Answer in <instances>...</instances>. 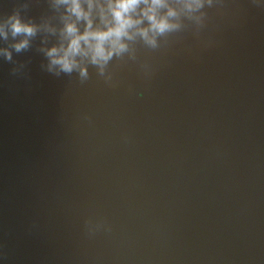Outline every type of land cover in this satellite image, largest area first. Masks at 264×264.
I'll list each match as a JSON object with an SVG mask.
<instances>
[{
	"label": "water",
	"instance_id": "95a60500",
	"mask_svg": "<svg viewBox=\"0 0 264 264\" xmlns=\"http://www.w3.org/2000/svg\"><path fill=\"white\" fill-rule=\"evenodd\" d=\"M168 2L84 78L48 68L65 5L0 0L40 25L0 51V264H264V0Z\"/></svg>",
	"mask_w": 264,
	"mask_h": 264
},
{
	"label": "clouds",
	"instance_id": "9594fccd",
	"mask_svg": "<svg viewBox=\"0 0 264 264\" xmlns=\"http://www.w3.org/2000/svg\"><path fill=\"white\" fill-rule=\"evenodd\" d=\"M57 3L65 5L66 13L61 17L59 44L44 49L49 71L58 67L59 72L71 74L79 69L80 76L86 78L88 71L81 59L87 58L92 65L103 68L114 55L126 51V40L139 35L154 44L156 34L177 27L173 19L177 12L168 0H57ZM186 6L190 10L201 7L202 0H191ZM27 7L26 3L21 4L0 17V37L8 40L10 33L14 38L11 49L0 50L9 61L13 50L20 53L29 48L30 38L40 28L34 20L22 16L21 9Z\"/></svg>",
	"mask_w": 264,
	"mask_h": 264
}]
</instances>
